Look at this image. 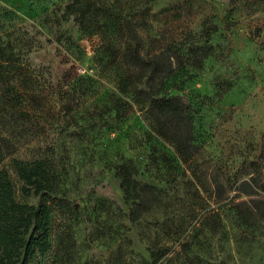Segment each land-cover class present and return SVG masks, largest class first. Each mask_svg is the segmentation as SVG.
<instances>
[{"label":"rangeland","instance_id":"obj_1","mask_svg":"<svg viewBox=\"0 0 264 264\" xmlns=\"http://www.w3.org/2000/svg\"><path fill=\"white\" fill-rule=\"evenodd\" d=\"M80 1L0 0L23 106L43 122L0 167L16 200L39 204L13 158L45 157L60 198L49 249L30 264H264V187L239 190L264 154V0H153L144 18V0H120L137 44H102L82 29ZM204 20L218 26L212 55L167 81L194 114L193 154L183 161L132 94L125 49L150 55L189 34L183 46L201 44Z\"/></svg>","mask_w":264,"mask_h":264},{"label":"trees","instance_id":"obj_2","mask_svg":"<svg viewBox=\"0 0 264 264\" xmlns=\"http://www.w3.org/2000/svg\"><path fill=\"white\" fill-rule=\"evenodd\" d=\"M111 1V6L91 0L80 1L76 7V21L88 33H98L102 44H137L136 32L123 25L130 22L120 13L124 3ZM151 1L144 0L140 10L143 18L148 10L147 2ZM217 29L216 24L204 20L198 34L203 40L201 44L183 46L191 44L187 41L194 37L189 34L185 38L172 39L160 52L150 55H144L137 47L125 49L129 62L128 76L134 78L132 94L146 105L145 113L152 129L173 145L183 161L193 154L194 114L181 96L167 91V81L181 66H200L204 57L212 55L213 46L209 40ZM6 34L0 22V163L43 132V122L23 106V94L16 83L18 58L13 51V42L10 38L5 39ZM227 87V82H220L222 91ZM259 156L250 163L252 174L241 182L239 190L244 194H256L257 187H264V154L260 152ZM13 164L24 182L23 191L28 192L32 188L41 202L34 204L16 200L9 171L0 167V264H30L37 253L41 255L49 249L52 207L60 205V198L56 194L55 170L45 157L13 158ZM121 177L127 197L130 178L123 174ZM258 209L264 217V200L260 201Z\"/></svg>","mask_w":264,"mask_h":264}]
</instances>
